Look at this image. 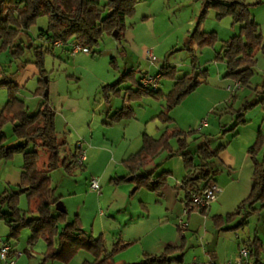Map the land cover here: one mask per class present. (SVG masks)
<instances>
[{"label": "trees", "instance_id": "trees-1", "mask_svg": "<svg viewBox=\"0 0 264 264\" xmlns=\"http://www.w3.org/2000/svg\"><path fill=\"white\" fill-rule=\"evenodd\" d=\"M138 1L140 0H0V47L15 46V38L33 25L38 16L46 14L48 27L43 31V35L47 40L52 43L60 39L61 46L78 42L91 49L92 46L99 44L104 33L117 39L121 38L126 28V17L134 12ZM211 6L215 7L219 18L230 15L235 22L242 23L240 33L224 41L217 58L226 61L225 76L239 81L240 86H248L255 73L254 66L257 62L255 49L262 44L259 25L251 18L249 3L245 0H205L203 13ZM215 41L217 35L214 31L198 28L189 35L188 47L192 53L193 69L191 72L176 75L175 65L164 64L160 71L161 77L163 74L174 77L173 86L167 93H163L160 87L157 89L144 87L141 78L139 79L132 69L125 70L117 80L104 85L102 87L104 96L108 100L110 92L121 95L120 85L131 81L128 86L129 102L117 108L111 119L132 117L135 113L130 104L132 100L144 94H156L167 101V109L162 110L157 116L164 121H171L169 109L178 105L203 81L199 75L204 74L207 77L208 70L198 66L193 44L203 46L213 44ZM19 48L24 50V45L20 44ZM42 49L43 47H39L37 51L42 53L50 50L48 46ZM115 61L116 58L113 56L112 62ZM36 63L40 66L43 77L40 79L43 85L37 88L36 93L43 97L39 107L34 111L30 110L19 97L21 87L14 79V72L8 74L6 69L0 71L2 75L0 85H6L8 88V99L0 111V159H10L17 153L23 154L24 158L17 187H10L0 194V218L11 229L4 243H10L12 236L22 227L28 226L32 230L30 243H34L39 237L44 238L47 243V250L38 264H53L56 259L62 260L64 264H72V257L80 248L89 251L94 259H85L79 264H172L174 261L181 264L183 262L181 245H168L161 253L146 252L137 262H117L114 260V254L127 245L122 238L115 241L109 249L102 237H95L86 230L79 213L69 217L68 210L60 211L56 208V203L62 196L56 195V186L52 184V171L59 167H64L68 171L75 168L79 161L80 147L76 144L68 151L66 141L59 140L55 124L56 109L50 104L49 96L45 94L48 79L44 77L46 69L43 68L42 57L39 56ZM195 69H198L196 77L193 75ZM261 102H264V97L236 109L237 124L246 122L243 118L244 110ZM8 121L12 122L13 134L21 142L7 143L3 126ZM198 131L199 129L167 128L159 137L145 132L141 147L123 159L128 173L113 177L112 180L115 183L133 182L136 188L161 190L170 172L165 170L155 173L158 164L152 162L166 150L170 156L183 157L187 173L177 186L186 189L187 197L190 198L191 191L201 190L209 178L218 172L216 159L220 150L225 147V144H221L217 148H212L208 137H205L191 149L190 137ZM173 140L178 142L176 148L173 147ZM42 152L47 158L41 162ZM248 152L253 161L252 189L233 212L211 216L218 230L238 229L249 222L251 214H260L264 211V134L261 127L256 141L249 147ZM23 193L32 201L26 209L18 205V198ZM205 210L206 208L201 209L203 212ZM246 247L249 248V256L244 264H264L262 239L256 236ZM178 251L181 253L174 255Z\"/></svg>", "mask_w": 264, "mask_h": 264}, {"label": "rangeland", "instance_id": "rangeland-1", "mask_svg": "<svg viewBox=\"0 0 264 264\" xmlns=\"http://www.w3.org/2000/svg\"><path fill=\"white\" fill-rule=\"evenodd\" d=\"M245 1L249 3L251 18L259 25V31L262 35V44L255 49L257 62L254 66L255 73L252 77L251 84L248 86H238L236 80L229 77L230 83L233 84V92H238V99L236 101H223L216 106L213 112H209L205 115L210 125L207 128L205 127L203 131H210L213 136L215 134L218 135L217 133L220 128L224 129L226 126H232V124H230L232 119L236 121V114L233 113L234 111L232 113L229 111L231 105L234 109H239L243 103L246 105V103H252L256 101V99L259 100L264 97V0ZM204 8L205 0H140L136 4L134 12L126 17V28L123 30L124 34L122 33L121 38L117 39L113 35L104 33L99 40V44L92 46L90 52H85L83 50L77 52L72 51V53H75L74 55L61 51L60 47L53 45L50 40L44 39L45 36L41 33L48 27V16L42 14L37 17L33 25L27 30L22 31L15 38V46H11L10 48L8 46L0 47V69L5 67L6 73L8 74L14 72V77L21 82L19 95L25 100L26 105L34 111L37 107V105L34 104V99L36 98L39 101L43 97L36 93L38 86L43 85L40 80L43 78L41 76V68L36 63L38 57H42L43 68L46 69L44 77L48 79V86L45 90H48L50 104L56 109V129L61 132V136L66 137V149L69 151L75 147V143L77 144L79 140H82L83 133L88 130V124L92 120V115L94 114L98 119H101L102 115H100L99 112L102 111L103 107L106 108L108 105H103L105 98L103 99L102 97L104 90L101 87L97 88L98 91L95 94L94 92H88L83 96H73L60 92L58 89V78L61 76V73H69L67 68L71 64L77 65V75L82 76L85 83L87 80L92 85L95 84V82L96 85H98V77H101L102 83H112L117 80L120 74L125 70H135L137 77L143 72H147L146 74H155L161 71L164 64L175 65V74L182 75L186 72H191L193 69L192 53L189 50L190 47H188V39L189 35H191L195 29L199 28L201 30L214 31L217 35V41L213 44L200 46L194 43V46H192L196 60L198 61V66L203 70L205 68L208 70L207 77L202 74L199 75L200 79L207 81V84H209L211 81L207 79L208 77L217 75L219 78H228L225 76L226 61L217 58V55L222 50V45L225 40L240 33L242 23L235 22L230 15L219 18L214 6L209 7L205 13H203ZM243 37L246 39L244 35ZM20 44L24 45V50L19 48ZM70 45L72 46V44ZM47 46L50 50L42 51V53L37 51L39 47L46 49ZM151 49L153 50V54L157 56V60L151 59L149 53ZM117 51L118 53H116ZM113 56L116 58L114 63L112 62ZM193 75L198 76V69H195ZM127 82V86L131 84L130 80ZM173 82V76L163 74L160 78V88L162 92L167 93L172 88ZM126 85H124V87H126ZM257 87L260 93L255 92ZM7 92V88L0 89V95H7ZM122 97L121 95L112 93L110 104L112 105V109L115 110L121 104ZM141 98L144 99L146 103H150L152 109L156 107H158L159 111L167 109V101L160 95L144 94ZM131 103L136 107V103ZM110 105L108 106L110 107ZM179 108L181 107L175 106L169 109V115L172 117L173 122L170 129L178 127L187 130L188 122L185 117L186 114ZM243 112L245 115L248 113L250 116L251 121L249 124L255 125L257 128L261 127L264 131V102L253 105ZM217 114H221V116L219 117ZM3 132L6 135L8 144H17L21 142L13 134L12 122L8 121L5 123ZM222 132L224 133L227 131ZM208 139L212 148L219 147L223 140L221 134ZM190 140H192L190 143L191 149H194L201 142L199 140L195 142L194 134L191 135ZM172 144L174 148L178 146L176 140H173ZM63 151L62 149V153H64ZM166 154H168V152L163 151L155 158V163L162 162V158L166 156ZM46 158L47 155L42 152L40 158L41 162ZM12 160L22 161L23 154H15ZM168 163L170 165V162ZM163 165H166L165 162L164 164L162 163V166ZM79 172L80 170L74 174V172L66 171L63 167L52 171V182L57 186L56 195H61V200H63V196L74 194L75 189L84 185L85 176L79 177ZM175 177L174 174L172 177L169 176L168 178V183L171 184V194L173 196L171 200L175 203L174 205L171 204L168 211L157 207L158 201L156 198L159 197L160 199V197L163 196L162 193L151 191L145 187H139L137 189L136 184L131 182L132 185L129 193L130 203L126 214H130V211H132L135 219H138V217L146 215L148 211L151 210L152 215L149 223H152V220L158 218L160 220V218L166 217L170 222L168 226L169 232L174 235L175 241H178V244L182 245L181 248L184 251V259L186 261H191V259L196 256L198 257L196 261L200 264H204L206 258H204L205 244L203 243V232L205 231L204 227H206V225L202 226L200 234L190 229L182 230L179 228L178 214L181 212L182 203L176 197V194H180L179 192L182 193V191L176 189L177 181ZM11 187H17V184H12ZM172 188L175 190L173 191ZM103 191L105 194L102 197L100 209L103 210L104 215H110L111 217V215L114 214V216L116 215L121 219L123 217L124 219V209L118 211L117 207L112 205L111 202L112 199L115 202L117 200V197L111 196L113 185H105ZM1 193H3L2 189H0V194ZM171 194L166 192L168 198ZM141 200H143V202ZM31 204L32 201L25 193L19 196V207L26 209ZM144 204L146 206H144ZM67 210L69 217L75 215L72 214L68 208ZM128 219L130 220L131 217ZM207 225V229L210 232H215V234L220 233L228 237L227 240L230 242L238 241L248 246L250 241L256 236L264 242V211L260 214H251L249 222L235 230H218L212 222V217L209 218ZM84 227L91 233V226L84 225ZM109 229V226H106L105 230L107 231L105 237L102 239L107 248L111 249L115 241L120 237L118 235V230L114 233V231L109 232ZM10 231V227L0 218V243L10 235ZM31 234V228L25 226L10 238V241L17 246L18 251H16L24 253V256L20 259L21 264H26L28 260H30L31 263H38L47 250V243L42 237H39L34 243H30L29 237ZM183 235L186 236L187 240H185ZM146 252L142 244L133 243L114 254V260L120 262L121 257L128 256L132 258V262H137L143 258ZM85 259L92 260L94 256L86 249L80 248L72 257L71 262L72 264H79ZM53 264L64 263L62 260L56 259L53 261ZM172 264L179 263L174 261Z\"/></svg>", "mask_w": 264, "mask_h": 264}, {"label": "crops", "instance_id": "crops-1", "mask_svg": "<svg viewBox=\"0 0 264 264\" xmlns=\"http://www.w3.org/2000/svg\"><path fill=\"white\" fill-rule=\"evenodd\" d=\"M41 34L43 35V33ZM58 47H60L61 51L68 52L72 55L75 54L72 53L71 45ZM116 53H118V51ZM76 68L77 65L75 64L69 65L67 68L69 73H61V76L58 78V89L62 94L67 93L73 96H83L88 92H94L95 94L98 91L97 88H102L104 85L111 83H102L103 81L101 77H98V85H96V82L92 85L87 80L85 83L82 76L77 75ZM3 69H5V67H2L0 71ZM146 73L147 72H143L139 76V79ZM1 76L2 75H0V77ZM14 79L19 85H21V82L17 78L14 77ZM207 79L211 81L209 84H207V81L203 80L195 89H193V91L188 93L181 100V102L176 105V107H181L179 109L186 114L185 117L188 122L187 130L199 129V131L194 134L196 137L195 142L198 140L202 141L205 137L212 138L221 134V137L223 138L221 144H225V147L220 150L216 159L218 172L211 176L209 180L212 178L216 179L222 185L223 190L204 212L192 205L190 198L187 197L188 193L186 189L176 186L178 191H182V193L179 192L180 194H176V197L182 203L181 212L178 215L180 216L186 208L188 209L187 219L189 220V226L187 229L200 234L202 226L206 225V227H204L205 231L203 232L205 260H214L216 264H226L229 260L236 261L239 256L240 248L245 245L238 241L230 242L227 240L228 237H225L220 233L215 234V232H210L207 229V224L212 215L233 212L241 200H243L250 193L253 185V161L248 149L256 141L260 127L257 128L255 125L249 124L251 119L248 113H246L243 117L246 119V122L237 124V118L236 121L232 119L230 121L232 126H226L224 129L220 128L217 133L218 135L215 134L213 136L210 131H203L205 127L207 128L210 125L209 121L205 117L207 113L213 112V110L216 109V106L223 101H236L238 99V92H233V84L230 83L229 77L219 78L216 75L208 77ZM237 82L238 81L236 80V84ZM127 83L128 82H124L120 85L122 88L121 97L123 95L120 104L121 106L124 103L129 102L127 101V98L130 94V89H128L130 84L127 86ZM124 85H126V87H124ZM258 87L255 89V92L260 93ZM5 88H7L6 85H0V89ZM109 94V99H105L103 101L104 106L105 104H111L112 93L110 92ZM19 97L23 99L21 95H19ZM102 97L103 99L105 98L104 94ZM7 99L8 92L7 95H0V111ZM23 101L25 102V100ZM131 102L136 103V107L135 105H132ZM131 102L130 104L134 106L133 108L135 110L132 117H123L117 120H112L111 115L117 108L121 107L120 105L115 110L112 109V105H110V107L107 105L106 108L103 107L102 111L99 112V114L102 115L101 119H98L94 114L92 115V120L88 124V130L83 133L82 140H79L82 142V147L86 149L87 158L83 163L77 161V166L69 171L74 172L75 174V172L80 170L79 177L85 176V183L83 186L75 189L74 194L63 196L62 201L72 214L79 212L81 219L83 220V224L91 226V233L95 237L104 238L107 231L105 228L106 226H109V232L114 231V233H116L118 230L119 237L122 238L124 244H127L126 247L133 243H140L148 253H161L168 245H180L178 244V241H175L174 235L169 232L168 226L170 225V222L166 217H163L160 218V220L158 218L152 220V223H149L152 215L151 210H149L146 215L138 217V219H135L132 211H130V214H126L130 203L129 193L132 183L128 181L115 183L112 178L123 176L128 173V169L123 163V159L141 147L143 143V134L145 132L151 136L159 137L164 130L170 128L173 122L172 120L171 122L164 121L161 117L157 116L161 110L159 111L158 107L152 109L150 103H146L141 97L132 100ZM39 103L40 100L38 101L35 98L34 104H36L37 107L34 110L39 107ZM244 104L245 103H243V105ZM243 105H241V107ZM229 111L231 113L234 111L233 113L236 114V109H234L232 105L230 106ZM217 115L219 117L221 116V114ZM221 130L227 132L223 133ZM60 134L61 132L58 131L57 136L59 140H65L67 142L66 137L61 136ZM162 160V162L157 163L158 169H156L155 173L167 170L170 172L169 176L172 177V175L175 174L177 181L176 184L179 185L178 183L187 173L183 157L181 155L170 156L169 154H166V156H163ZM23 162L24 158L22 161L12 160V158L6 160L0 159V189H2V192L10 188L12 184L19 183ZM155 162L156 161L154 160L152 164H156ZM164 162L167 166H162V163L164 164ZM168 162H170V165ZM63 169L65 168L63 167ZM92 178H98L101 187L92 199H88L84 196V193L89 190ZM168 181L169 180L167 179L165 185L158 191L160 194L162 193L163 196L160 197V199L159 197L156 198L158 201L157 207L159 209H165L166 211L169 210L171 204H175L173 200H171L173 196L171 194V184H169ZM52 184L54 185L53 182ZM107 184H109V186L113 185V192L111 193V196L117 197V200L115 202L112 199L111 202L112 205L117 207L118 211L124 209V219L123 217L121 219L116 215L114 216L112 213L111 217L110 215L105 216L103 210L100 209V206L102 205V197L105 194L103 187ZM205 185H203L202 188ZM174 190L175 189H173V191ZM166 192L171 194L169 198L166 196ZM141 201L143 202V200ZM144 206L146 205L144 204ZM129 217H131L130 220L128 219ZM183 236L185 240H187L186 236ZM4 240L1 241L0 246L4 243ZM10 244L13 245V250L18 251L17 246H15L12 241H10ZM19 253L20 255H18L17 258V264H21L20 259L24 256V253ZM178 253L181 252L178 251L174 253V255ZM182 253L183 262L181 264H189L198 258L194 256L191 261H186L184 259V251ZM131 260L132 258L126 256L121 257L120 262H130ZM26 264L38 263H31V261L28 260L26 261Z\"/></svg>", "mask_w": 264, "mask_h": 264}, {"label": "built area", "instance_id": "built-area-1", "mask_svg": "<svg viewBox=\"0 0 264 264\" xmlns=\"http://www.w3.org/2000/svg\"><path fill=\"white\" fill-rule=\"evenodd\" d=\"M56 46H61L62 41L60 39L54 40L52 42ZM83 50L85 52H90L91 49L87 45L82 43L75 42L72 44V51L77 52ZM152 60H157V56L153 54V50H149ZM160 71L155 74H145L141 77V84L144 87H149L152 89H157L160 87ZM239 86V81L237 82ZM80 147L79 150V162L83 163L86 160V149L82 147V142H77ZM101 184L98 178H92L90 181V187L87 192L84 193V196L88 199H92L96 192L100 189ZM223 190L222 185L214 178L210 179L207 184L198 191H191L190 201L192 205L198 209L207 208L212 203L213 200L221 193ZM188 209L186 208L178 218V226L182 230H186L189 226V220L187 219ZM20 255L19 252L13 250V246L10 243H3L0 246V264H17V258ZM249 256V248L243 246L239 250V256L236 261L229 260L226 264H244ZM207 264H216V262L206 261ZM189 264H200L196 260L192 261Z\"/></svg>", "mask_w": 264, "mask_h": 264}, {"label": "water", "instance_id": "water-1", "mask_svg": "<svg viewBox=\"0 0 264 264\" xmlns=\"http://www.w3.org/2000/svg\"><path fill=\"white\" fill-rule=\"evenodd\" d=\"M117 33V32H116ZM196 77V75H195ZM47 80V79H46ZM45 94L48 95V90L46 89L45 90ZM24 190V189H23ZM56 208L60 211H66L67 210V207L65 205V203L62 201V200H59L57 203H56Z\"/></svg>", "mask_w": 264, "mask_h": 264}]
</instances>
